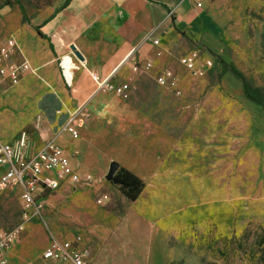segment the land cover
I'll return each instance as SVG.
<instances>
[{
    "label": "rangeland",
    "instance_id": "1",
    "mask_svg": "<svg viewBox=\"0 0 264 264\" xmlns=\"http://www.w3.org/2000/svg\"><path fill=\"white\" fill-rule=\"evenodd\" d=\"M46 1L0 0V46L13 40L12 64L20 53L17 38L36 13L31 8ZM202 12L204 32L198 40L183 34L188 44L182 54L200 50L211 57L214 65L206 75L190 76L177 55L169 75L156 66L138 75L140 88L124 89L126 97L111 94L127 105L115 107L118 114L136 109L158 119L171 134L169 167H180L189 149L203 148L205 167L219 158L226 174L222 185L144 187L130 202L106 176L111 162L118 163V170L134 167V150L141 146L134 128L125 124L118 130L117 124L91 120L80 108L74 115L78 139L59 137L72 108L36 94L38 106H27L23 113L22 104L15 103L19 84L2 82L0 133L11 143L25 133L34 150L58 138L72 165L93 177L91 184L64 185L49 195L43 220L26 224L11 248L16 254L10 264L40 262L49 238L77 236L91 264H264V111L244 99L239 81L218 64L219 59L233 63L264 92V0H202ZM162 76H170L174 85L160 86L156 81ZM189 139L194 143L189 145ZM19 223L14 190L0 198V229Z\"/></svg>",
    "mask_w": 264,
    "mask_h": 264
},
{
    "label": "crops",
    "instance_id": "2",
    "mask_svg": "<svg viewBox=\"0 0 264 264\" xmlns=\"http://www.w3.org/2000/svg\"><path fill=\"white\" fill-rule=\"evenodd\" d=\"M200 3L196 7L192 0H47L32 7L36 13L17 38L20 53L13 64L10 60L11 65L24 62L28 66L18 83L21 93L15 103H21L25 113L27 106H38L34 98L40 94V99L50 98L60 108H72V116L84 108L91 120L117 124L118 130L125 124L129 130L134 128L141 144L134 150L138 158L133 168L121 166L141 179L144 187H220L226 174L222 175L217 156L212 167H205L204 149L191 148L182 154L180 167H169L172 137L158 125L159 120L136 109L133 114H118L115 107L127 105L100 87L140 88L138 75L147 72L133 73V63L151 62V69L157 66L169 75L172 59L186 54H182L188 44L183 34L198 40L204 32ZM161 103L167 106L168 102ZM22 121L27 123L24 114ZM11 139L0 133L2 142L11 143ZM54 140L67 154L60 140ZM187 142L190 145L194 140ZM79 247L83 249L81 242ZM11 248L6 254L8 264L16 254ZM39 259L33 264H66Z\"/></svg>",
    "mask_w": 264,
    "mask_h": 264
},
{
    "label": "built area",
    "instance_id": "3",
    "mask_svg": "<svg viewBox=\"0 0 264 264\" xmlns=\"http://www.w3.org/2000/svg\"><path fill=\"white\" fill-rule=\"evenodd\" d=\"M196 7H200V0H192ZM154 46L157 40L152 41ZM15 43L7 40L0 46V83L8 82L16 85L21 75L28 71V66L11 65L10 60L14 54ZM161 52L157 53L160 56ZM179 64L192 77H203L213 67L211 57L199 51H189L179 58ZM152 68L151 62L143 64L133 63V73H145ZM170 76L157 79L160 86L167 87ZM105 92L124 95V87L115 88L109 84L100 86ZM126 97V95H124ZM74 116L68 117L62 126L61 132L67 134L72 140H77L79 133L74 125ZM92 174L81 173L71 163L70 156L55 142L48 140L40 148L34 150L27 135L21 133L15 143H4L0 140V198L16 190L17 200L20 204L21 223L10 230L0 229V264H8L6 254L19 240L25 231L26 224L33 220H43L44 211L48 204V197L60 190L64 185L91 184ZM81 238L62 240L51 237L47 247L43 250L41 258L66 264H89L88 253L79 247Z\"/></svg>",
    "mask_w": 264,
    "mask_h": 264
},
{
    "label": "trees",
    "instance_id": "4",
    "mask_svg": "<svg viewBox=\"0 0 264 264\" xmlns=\"http://www.w3.org/2000/svg\"><path fill=\"white\" fill-rule=\"evenodd\" d=\"M16 4L25 19L22 6L19 3ZM218 64L221 66L222 72L230 74L239 81L244 99L264 111V92L260 88L252 87L233 63L219 59ZM113 182L119 186L121 194L130 202L136 201L144 188L142 180L124 168L118 170Z\"/></svg>",
    "mask_w": 264,
    "mask_h": 264
},
{
    "label": "water",
    "instance_id": "5",
    "mask_svg": "<svg viewBox=\"0 0 264 264\" xmlns=\"http://www.w3.org/2000/svg\"><path fill=\"white\" fill-rule=\"evenodd\" d=\"M76 55H77V53H76ZM118 167H119L118 163H116V162L110 163L109 168H108V172H107V176H106L108 180L113 181V178H114L116 172L118 171Z\"/></svg>",
    "mask_w": 264,
    "mask_h": 264
}]
</instances>
